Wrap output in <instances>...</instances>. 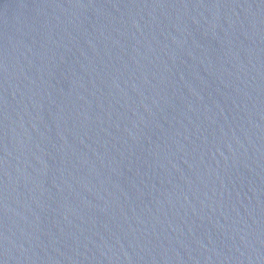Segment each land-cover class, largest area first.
<instances>
[{
    "label": "water",
    "instance_id": "obj_1",
    "mask_svg": "<svg viewBox=\"0 0 264 264\" xmlns=\"http://www.w3.org/2000/svg\"><path fill=\"white\" fill-rule=\"evenodd\" d=\"M0 264H264V0H0Z\"/></svg>",
    "mask_w": 264,
    "mask_h": 264
}]
</instances>
